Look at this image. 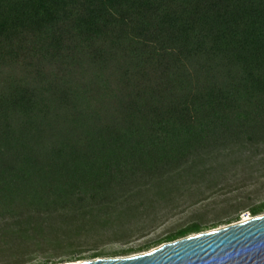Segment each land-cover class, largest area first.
I'll list each match as a JSON object with an SVG mask.
<instances>
[{
    "label": "trees",
    "instance_id": "obj_1",
    "mask_svg": "<svg viewBox=\"0 0 264 264\" xmlns=\"http://www.w3.org/2000/svg\"><path fill=\"white\" fill-rule=\"evenodd\" d=\"M258 155L264 0H0V264L125 244Z\"/></svg>",
    "mask_w": 264,
    "mask_h": 264
},
{
    "label": "rangeland",
    "instance_id": "obj_2",
    "mask_svg": "<svg viewBox=\"0 0 264 264\" xmlns=\"http://www.w3.org/2000/svg\"><path fill=\"white\" fill-rule=\"evenodd\" d=\"M262 201H264V156L258 155L257 157L252 158L249 162L243 161L239 163L233 174L228 175V179L222 189L203 202H200L195 206L181 207L168 218L163 220V222L158 223L152 230L145 231L141 236L130 238L125 244L119 242L108 243L102 245L95 251L85 250V252L79 255L83 260H70V262L63 261L61 264H79L86 261H92L90 259L91 255L97 252L110 255L111 253L121 250L137 249L147 243L161 239L172 231L186 226L191 220L198 217V215H203L202 218L206 225L217 223L215 229L206 232L222 229L229 226L226 223L237 216L239 217L237 223L251 219L252 217L249 214V208ZM224 210L227 211V214L216 220L214 217L216 213H220ZM233 224L236 223L230 225ZM158 247L152 248L149 251ZM147 252L131 254L125 257L136 256ZM59 259L60 258H57L56 260ZM63 259H68V257H63ZM41 261H43L42 257L35 256L25 264H38Z\"/></svg>",
    "mask_w": 264,
    "mask_h": 264
},
{
    "label": "water",
    "instance_id": "obj_3",
    "mask_svg": "<svg viewBox=\"0 0 264 264\" xmlns=\"http://www.w3.org/2000/svg\"><path fill=\"white\" fill-rule=\"evenodd\" d=\"M79 264H264V215L131 257Z\"/></svg>",
    "mask_w": 264,
    "mask_h": 264
}]
</instances>
